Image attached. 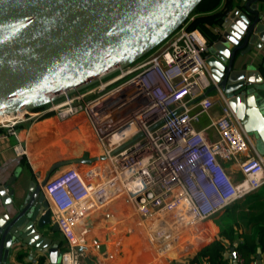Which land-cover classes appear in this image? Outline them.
<instances>
[{
    "label": "built area",
    "instance_id": "built-area-1",
    "mask_svg": "<svg viewBox=\"0 0 264 264\" xmlns=\"http://www.w3.org/2000/svg\"><path fill=\"white\" fill-rule=\"evenodd\" d=\"M193 18L133 63L0 122V140H7L18 124L85 116L101 143L102 161L86 171L66 167L43 186L51 221L67 239L60 264H85L77 227L109 200L128 201L144 227L152 221L166 228L168 245L171 225L185 215L205 224L264 185V155L221 90L218 99L209 91L217 87L206 61L209 43L190 28ZM217 102L220 112L212 115ZM205 116L208 123L199 126ZM12 148L26 153L21 144Z\"/></svg>",
    "mask_w": 264,
    "mask_h": 264
},
{
    "label": "water",
    "instance_id": "water-1",
    "mask_svg": "<svg viewBox=\"0 0 264 264\" xmlns=\"http://www.w3.org/2000/svg\"><path fill=\"white\" fill-rule=\"evenodd\" d=\"M201 1L0 0V114L42 106L133 63L168 38ZM258 1L226 12L206 61L244 129L264 144V61L255 66L259 53L264 60V8ZM78 160L87 161H57L41 184L32 182L22 204L0 212V264H13L11 252L25 244L47 248L51 262L60 264L61 249L35 226L51 223L42 191L48 178ZM16 178L0 186L4 205L13 203L7 189ZM53 230H59L57 223ZM231 253L237 257L235 247Z\"/></svg>",
    "mask_w": 264,
    "mask_h": 264
},
{
    "label": "crops",
    "instance_id": "crops-1",
    "mask_svg": "<svg viewBox=\"0 0 264 264\" xmlns=\"http://www.w3.org/2000/svg\"><path fill=\"white\" fill-rule=\"evenodd\" d=\"M247 1L248 0H221L219 6L214 11L198 13V16L209 17L217 12L226 11L227 9L230 10L238 5L244 7ZM258 5L264 8V1H258ZM195 16H197V14ZM218 27L219 26L211 27L210 29L212 32L206 33L216 34ZM201 33L207 39V36L203 32ZM210 42L208 41V43ZM261 54L262 53H259V58H257L255 66L261 65L264 61L263 59L260 60V58H262ZM214 97L216 99L219 98L216 92ZM219 112L220 104L217 102L211 113L212 115H217ZM208 121V117L205 116L199 126H204ZM44 122H49V124L47 123L40 126L41 124L39 123ZM59 125L62 127H58ZM83 125H85L84 129H82ZM88 132H90V134H86ZM91 133L96 137L98 140L97 142H99V149H101L100 153L95 152L94 145H90V138L92 137ZM17 144H21L25 147L26 153L24 155H17L13 150L12 146ZM88 146H91L92 153L80 157H68L73 153L75 154L86 149ZM28 148L29 153L27 151ZM101 154V143L94 128L85 116H76L66 120H60L54 116H48L33 124H18L16 126L15 135L10 136L7 140H0V186L6 184L12 176H17L13 184L7 189L8 194L13 191V194L11 193L13 203L11 205H4L0 194V212L7 210L9 207H17L22 204L32 182L41 184L48 173L49 168L57 161L65 159L87 160H78L65 165L52 174L69 166H77L80 170L86 171L91 165L102 161L100 158ZM236 176L238 177L239 175ZM260 190L262 189L259 188L254 192H259ZM42 191L49 204V208L51 202L43 188ZM244 200L245 197L237 202L242 203ZM250 205H254V202ZM244 207L243 208L251 214H257L264 211L262 208H251L249 210L247 205ZM227 208L225 210H227ZM105 209H107V218L103 222L90 223V218L97 216ZM119 209H121V213L119 212ZM130 209L131 208L125 205V201L119 202L118 198L109 200L107 205H105L100 212L91 216L77 227V248L84 252L85 264H177V262H180L181 264H198L193 261L198 251L214 239L220 238V227L215 220L225 212L224 210L218 213L217 218L215 215L210 219L209 223H205L208 226L210 224L214 225L217 229L212 239L202 247L197 248V246L202 242H205L208 238L205 224H201V235L194 238H189L186 235V232L195 228V226L187 230L184 234L170 238V244L167 245L163 242L158 248H156L150 242L147 233L145 236L149 240V246L144 242L145 237L143 238L140 236L143 232L139 234L138 227L135 233L129 235L134 231V225H129V227H127L128 230L126 231L125 227L121 226L115 219L116 214L129 212ZM53 224L54 221H51L49 225H46L43 228L35 226V231L39 232L44 239H50L52 241L51 244L63 249L67 246V239L60 229L53 230ZM245 224V222H242L241 229L244 228ZM130 229H132V231ZM125 231L127 234H125ZM107 238L109 239L106 240ZM142 240L143 243H140ZM19 255L21 256L19 257ZM230 256L231 264H242V260L238 256L234 258L232 253ZM10 262L13 264H53L48 255L47 248L36 247L30 244L15 248L11 252ZM200 264H207V262L203 260ZM251 264H264V254L258 253Z\"/></svg>",
    "mask_w": 264,
    "mask_h": 264
},
{
    "label": "trees",
    "instance_id": "trees-1",
    "mask_svg": "<svg viewBox=\"0 0 264 264\" xmlns=\"http://www.w3.org/2000/svg\"><path fill=\"white\" fill-rule=\"evenodd\" d=\"M220 1L202 0L189 16L194 17L190 22V28H198L207 36L209 42L215 39L216 34L206 32H212L211 27L221 24L228 9L209 17L198 16V13L214 11ZM260 189L262 190L259 192L246 195L242 203L236 202L228 206L227 210L215 220L220 227V238L214 239L200 249L193 259L194 262L200 264L204 260L207 264H231V256L228 253H231L232 247H235L237 256L242 259V264H251L258 253L264 254V211L251 214L244 209L247 205L249 210L251 208L264 210V185ZM252 202L254 205H250ZM242 222L246 223L243 229H241ZM205 228L208 238L197 248L209 242L217 229L211 224L209 226L205 224Z\"/></svg>",
    "mask_w": 264,
    "mask_h": 264
},
{
    "label": "bare ground",
    "instance_id": "bare-ground-1",
    "mask_svg": "<svg viewBox=\"0 0 264 264\" xmlns=\"http://www.w3.org/2000/svg\"><path fill=\"white\" fill-rule=\"evenodd\" d=\"M23 110L19 111L18 113V116H22L23 114ZM14 114L10 113V114H6V113H1L0 114V122L2 121H7V120H10L12 118H14ZM91 140V143L90 145L92 146L94 141L96 140V137L94 138L93 136L90 138ZM91 146H88L86 149L88 151L92 150L91 149ZM27 147H28V144H27ZM28 153H29V148L27 149ZM95 153V152H93ZM125 205L128 206L130 208V203L128 201L125 200ZM107 218V209L103 210L100 214H98L97 216L95 217H92L90 218V223H97V222H103L105 219ZM115 219L119 222V224L123 227H125V230L127 231L129 227V225H134V231L132 232L135 233L136 232V229L138 227V225H141L146 231H147V236L150 240V242L153 244L154 247L158 248L161 243H163V236H166V233L167 232H164V230L166 228H163L161 226L159 227H156L153 225V222L152 221H149V222H146L145 223V227L143 226L144 223H142L139 218L137 217V215L135 213H133V211H129V212H126V213H122V214H116L115 215ZM165 223L164 224H168L170 221L168 219H165L163 220ZM174 227V232L171 231L172 233V237H175L177 235H181V234H184L186 232V235L189 237V238H194L198 235H201V224H197V223H191L190 219L185 215L183 219H181V222H176V223H173V225H171ZM156 227V228H155ZM170 227V226H168ZM163 232V233H162ZM173 233H175V235L173 236ZM171 237V238H172ZM148 238H144V242H146V244L149 246V240Z\"/></svg>",
    "mask_w": 264,
    "mask_h": 264
},
{
    "label": "rangeland",
    "instance_id": "rangeland-1",
    "mask_svg": "<svg viewBox=\"0 0 264 264\" xmlns=\"http://www.w3.org/2000/svg\"><path fill=\"white\" fill-rule=\"evenodd\" d=\"M86 122V121H85ZM49 124V122H44V123H39V124H41L40 126H43V125H45V124ZM25 124H29L28 122H25ZM84 124V123H83ZM52 125V124H51ZM67 125V124H66ZM64 126V125H63ZM69 126V125H68ZM84 126L85 125H83L82 126V129H84ZM58 127H62V126H58ZM86 134H90V132H88V133H86ZM92 134V133H91ZM249 135H250V137L252 138V141H253V143H254V145L256 146V148H257V150L261 153V154H263L264 155V144L262 143V141L259 139V137L256 135V134H251V133H249ZM92 136H93V134H92ZM94 137V136H93ZM95 138V137H94ZM75 141V140H74ZM98 140L96 139L95 140V142H94V147H95V152H98V153H100L101 152V149H99V142H97ZM72 148V147H71ZM90 153H92V150H90V151H87V149H84V150H81L80 152H78V153H73V154H71L70 156H68V157H71V158H74V157H80V156H85V155H88V154H90ZM123 202V201H125V200H119V202ZM121 209H119V212L121 213V211H120ZM131 210V209H130ZM134 213V212H133ZM218 217V215H216V218ZM209 221H210V219H208V220H206L205 222H207V223H209ZM131 231H132V229H130ZM138 232H139V234H141V232H143V234L142 235H140L141 237H145L146 239H147V237L145 236L146 235V233H147V231L146 230H144L143 229V227L141 226V225H138ZM125 234H127L126 233V231H125ZM129 235H132V233H130ZM109 238H107L106 240H108ZM103 240V239H102ZM140 243H143V240L140 242ZM207 243V242H206ZM205 243V244H206ZM204 245V244H203ZM203 245H201L200 247H202ZM62 249V248H61ZM64 249V248H63ZM132 249H134V248H132ZM140 249H141V247H140ZM138 252H139V250H138ZM139 254V253H138ZM228 255H231V253H228ZM177 264H181L180 262L178 263L177 262Z\"/></svg>",
    "mask_w": 264,
    "mask_h": 264
},
{
    "label": "flooded vegetation",
    "instance_id": "flooded-vegetation-1",
    "mask_svg": "<svg viewBox=\"0 0 264 264\" xmlns=\"http://www.w3.org/2000/svg\"><path fill=\"white\" fill-rule=\"evenodd\" d=\"M215 87H216V86H215ZM212 92H213V94H215V92H216L217 94H219L218 87H216Z\"/></svg>",
    "mask_w": 264,
    "mask_h": 264
}]
</instances>
